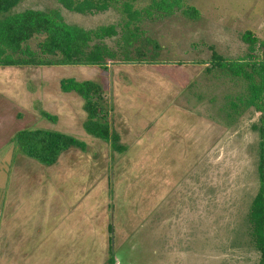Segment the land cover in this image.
<instances>
[{"label":"rangeland","instance_id":"rangeland-1","mask_svg":"<svg viewBox=\"0 0 264 264\" xmlns=\"http://www.w3.org/2000/svg\"><path fill=\"white\" fill-rule=\"evenodd\" d=\"M184 1L199 9V19L177 10L142 23L161 45L160 63L13 67L18 75L8 79L26 88L23 104L43 111L50 102L69 113L8 128L60 131L86 146L46 165L7 139L0 152V264H258L248 212L259 189L260 135L252 124L261 113L246 105L247 81L196 62L210 59V45L230 61L264 57L259 44L252 54L242 38L251 30L264 42V0ZM28 8L60 9L85 28L124 18L113 10L71 12L56 0H23L12 12ZM64 78L104 87L108 119L126 150L86 132L84 100L61 90Z\"/></svg>","mask_w":264,"mask_h":264},{"label":"trees","instance_id":"trees-1","mask_svg":"<svg viewBox=\"0 0 264 264\" xmlns=\"http://www.w3.org/2000/svg\"><path fill=\"white\" fill-rule=\"evenodd\" d=\"M22 1L0 0V66L86 65L108 70L110 63L156 64L162 62L158 57L161 45L146 35L142 23L163 19L177 10L189 19L200 17L199 9L184 0H152L142 9L135 7L138 0H56L63 9L83 15L110 10L124 15L117 23L85 28L67 22L60 9L28 8L13 13L12 10ZM242 38L251 46L252 54L257 44L264 51V42H260L253 31L245 30ZM33 39L38 40L35 48L31 45ZM209 48L212 52L210 59L196 63L205 64L207 71L218 69L247 81L246 105L261 113L259 124H252L260 135L259 189L252 199L248 221L252 242L260 252L258 264H264V57L230 61L212 45ZM60 86L62 91L76 92L83 98L87 113L83 126L88 134L111 142L114 149L126 150L108 119L105 89L100 83L64 78ZM44 115L54 119L47 112ZM12 141L25 156L46 165L57 163L70 148L84 149L86 146L75 136L48 129H23Z\"/></svg>","mask_w":264,"mask_h":264},{"label":"crops","instance_id":"crops-1","mask_svg":"<svg viewBox=\"0 0 264 264\" xmlns=\"http://www.w3.org/2000/svg\"><path fill=\"white\" fill-rule=\"evenodd\" d=\"M13 67L16 68L19 66H0V152L8 148L7 139L10 138L9 141L12 143V139L18 132L16 130L9 129L8 125L12 126L13 124H16L18 120H23L29 117L32 120L34 118V121L41 117L45 118L46 116L44 115V111H46L52 116H55L53 114L57 113L58 111H61V113H67V114L69 113V111L67 112L65 111L67 109H64L62 105L57 104L58 106L57 105L54 106L50 102H45L44 107L46 109L43 111H41L40 108H38V106H33V105L32 107L29 106L28 102L23 104V101L21 98L23 97V93L24 92L26 93V88L23 86V84L19 80L17 81L16 79H8V76L12 77L13 73L18 75V71L13 69ZM34 92H37V91H33V93ZM44 92L42 90L40 92H37L38 96L36 98H39L40 94H41L40 96H43L45 94ZM18 94L20 95L18 96ZM26 97H28L27 98L28 100L31 99L28 93ZM40 99L44 100L43 97H41ZM40 99H37V102H40ZM24 108H25V112H24ZM54 108L57 109L56 112L54 111ZM17 111H21L24 114L18 113ZM16 148L17 147L15 146V149ZM25 160H27L26 157H25ZM25 162L27 163L28 161H25ZM22 163L23 162L21 161V164ZM21 168L23 169V166H21ZM7 197H6L5 207L7 204ZM17 215L18 214L13 215L14 221H16Z\"/></svg>","mask_w":264,"mask_h":264},{"label":"water","instance_id":"water-1","mask_svg":"<svg viewBox=\"0 0 264 264\" xmlns=\"http://www.w3.org/2000/svg\"><path fill=\"white\" fill-rule=\"evenodd\" d=\"M32 159V158H31Z\"/></svg>","mask_w":264,"mask_h":264}]
</instances>
